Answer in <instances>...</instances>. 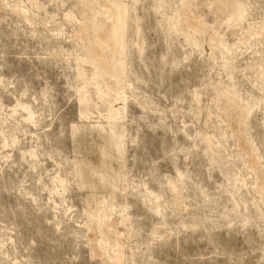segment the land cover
Returning <instances> with one entry per match:
<instances>
[{
  "label": "rangeland",
  "instance_id": "rangeland-1",
  "mask_svg": "<svg viewBox=\"0 0 264 264\" xmlns=\"http://www.w3.org/2000/svg\"><path fill=\"white\" fill-rule=\"evenodd\" d=\"M0 264H264V0H0Z\"/></svg>",
  "mask_w": 264,
  "mask_h": 264
}]
</instances>
